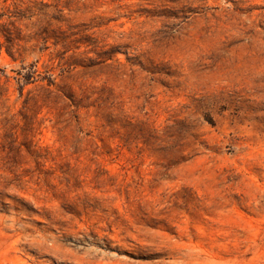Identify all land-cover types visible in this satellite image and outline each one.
Instances as JSON below:
<instances>
[{
    "label": "rangeland",
    "instance_id": "rangeland-1",
    "mask_svg": "<svg viewBox=\"0 0 264 264\" xmlns=\"http://www.w3.org/2000/svg\"><path fill=\"white\" fill-rule=\"evenodd\" d=\"M0 264H264V0H0Z\"/></svg>",
    "mask_w": 264,
    "mask_h": 264
},
{
    "label": "trees",
    "instance_id": "trees-1",
    "mask_svg": "<svg viewBox=\"0 0 264 264\" xmlns=\"http://www.w3.org/2000/svg\"><path fill=\"white\" fill-rule=\"evenodd\" d=\"M35 75V72L34 71H32V72H30V75H28L27 77H25V79H24V82H29V80H30V78H33V76Z\"/></svg>",
    "mask_w": 264,
    "mask_h": 264
}]
</instances>
